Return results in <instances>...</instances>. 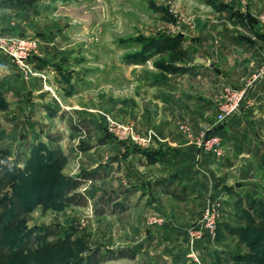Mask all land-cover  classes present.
<instances>
[{
	"label": "rangeland",
	"instance_id": "rangeland-1",
	"mask_svg": "<svg viewBox=\"0 0 264 264\" xmlns=\"http://www.w3.org/2000/svg\"><path fill=\"white\" fill-rule=\"evenodd\" d=\"M227 4L244 15L228 14ZM247 6L241 0H0V240L13 253L24 247L6 264H87L94 252L125 254L103 264H264V79L257 83L264 0ZM198 58L224 77L218 109L226 89L246 90L231 130L243 139L246 156L226 171L225 151L221 159L205 153L200 142L212 132L201 130L194 142L211 161L206 195L126 210L131 190L136 201L141 196L139 161L160 150L165 119L158 115L165 110L154 101L156 87L190 86L179 66ZM165 113L192 137L194 114ZM217 114L209 125L219 130L225 123ZM216 131L227 150V134ZM96 175L77 190L88 206L61 199L69 181ZM102 198L107 213L98 216ZM210 203H219L214 233L203 229L192 238Z\"/></svg>",
	"mask_w": 264,
	"mask_h": 264
},
{
	"label": "crops",
	"instance_id": "crops-1",
	"mask_svg": "<svg viewBox=\"0 0 264 264\" xmlns=\"http://www.w3.org/2000/svg\"><path fill=\"white\" fill-rule=\"evenodd\" d=\"M241 1L248 5V9H251L250 2L252 0H248V2ZM253 1L259 2L260 0ZM227 5L228 14H230V11H234L237 15H244L242 13L244 11L232 8L229 4ZM231 42L233 47L236 43L239 49L242 47L235 39ZM205 62V60L198 58L184 66H179V68H182V72L180 73L184 77L181 79L184 81L189 80L190 86L180 83L178 85L173 84L170 88L168 86L156 87L158 94L154 101L165 112L171 110L175 112V115L179 113V115L186 118L192 117L191 115L185 116L186 114H194L193 119L196 122L192 124L189 122L191 124L189 128L192 127L193 129V135L191 137L189 134H185L179 130V127L182 125L171 122L172 115H165L164 111L158 115V121H161V117L165 119L158 130L161 142L157 146H159L160 150L156 152L155 156H149L147 160L142 159L139 161L138 166H140V172L142 173L140 181L142 191L139 192L141 196L136 201L134 193L131 190L130 196L126 199V210L138 208L139 203L142 206L141 208L151 210L150 208L160 207L165 200L170 202L179 200L190 203L193 199H201L204 197L203 195H206V190L203 187V177L205 170L211 166L209 165L211 161L209 156L200 152L196 142H194L201 130L206 129V131L212 133L214 130H217L216 132L221 133V135H224L223 133L227 134V150H225L224 160L226 171L235 169L236 166L233 167L232 164L245 155L244 151L240 148L244 143L243 139L231 135V130L234 128L233 124L241 116H235L233 120L223 124L219 128L220 131L215 126L209 125L210 118L218 110L217 102L219 101V96L216 91L217 89L220 90V86L218 85L222 84L224 77L219 75V68L215 64H211L209 60V64H205ZM193 82L195 85H193ZM179 115H176V117H180ZM231 149L232 151L230 152ZM253 150L251 149L250 152L254 153ZM150 161H154V163H150ZM134 162L132 160L130 164ZM130 164L128 163V165ZM211 175H213L212 172ZM208 191L210 194L211 189ZM201 201L203 202V200ZM168 236L171 237V232L167 234ZM151 239L155 240L153 237ZM173 239L176 240L177 237L174 236ZM163 257L165 258V256Z\"/></svg>",
	"mask_w": 264,
	"mask_h": 264
},
{
	"label": "built area",
	"instance_id": "built-area-1",
	"mask_svg": "<svg viewBox=\"0 0 264 264\" xmlns=\"http://www.w3.org/2000/svg\"><path fill=\"white\" fill-rule=\"evenodd\" d=\"M229 89V88H228ZM226 89V94L219 105L217 121L219 123H226L233 118L241 109L242 102L246 94V90L234 91ZM205 153L211 154L214 158L221 159L224 157V143L223 139L215 134H208L205 140L200 142ZM219 203H210L207 211L199 222L201 227L199 229H191L189 234L192 238H199L202 236V230L207 229L214 233L217 225ZM198 225V226H199Z\"/></svg>",
	"mask_w": 264,
	"mask_h": 264
},
{
	"label": "trees",
	"instance_id": "trees-1",
	"mask_svg": "<svg viewBox=\"0 0 264 264\" xmlns=\"http://www.w3.org/2000/svg\"><path fill=\"white\" fill-rule=\"evenodd\" d=\"M180 39V38H179ZM178 39V42H180V40ZM163 44V48L166 49L165 44L166 43H162ZM214 134V133H212ZM221 134V133H220ZM98 175L96 176H92L89 179H84V180H77L76 182H72L69 181V183L67 184V187L63 190L64 191V195H66L67 197L61 198L64 199L67 203L72 204V205H76V206H80V207H86L89 205V198L80 192H77L78 188L83 184V182L89 181V180H93V179H98ZM107 202V199L102 198L101 199V203L102 206L101 208H99L96 211V215L98 216H103L107 213V208L105 207ZM21 202L16 203V205H14L15 207V212L16 214L21 215L24 208L23 206L20 205ZM123 211V210H121ZM120 211V212H121ZM119 210L117 209V207H115L113 213H118ZM16 221V220H15ZM16 222H13L11 224V226H13V224H15ZM1 222H0V238L1 235L3 234L4 231L1 230ZM24 252V247L19 250L17 253H13L12 250H10L6 245H4L1 240H0V264H6L7 260L9 258H11L12 256H18L20 254H22ZM125 254H121L118 257H124ZM117 256H101L99 252H94L90 255L87 264H103L104 262L108 261V260H116L118 258Z\"/></svg>",
	"mask_w": 264,
	"mask_h": 264
},
{
	"label": "water",
	"instance_id": "water-1",
	"mask_svg": "<svg viewBox=\"0 0 264 264\" xmlns=\"http://www.w3.org/2000/svg\"><path fill=\"white\" fill-rule=\"evenodd\" d=\"M264 79V69L262 70V72L260 73L258 79H257V83L262 81Z\"/></svg>",
	"mask_w": 264,
	"mask_h": 264
}]
</instances>
